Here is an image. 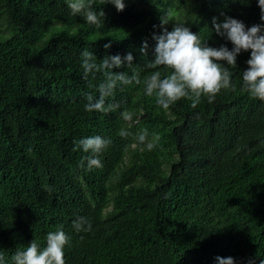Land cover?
I'll list each match as a JSON object with an SVG mask.
<instances>
[{
    "label": "trees",
    "instance_id": "16d2710c",
    "mask_svg": "<svg viewBox=\"0 0 264 264\" xmlns=\"http://www.w3.org/2000/svg\"><path fill=\"white\" fill-rule=\"evenodd\" d=\"M125 5L117 12L95 0L106 16L97 29L72 15L67 0H0V251L11 264L15 251L32 240L43 248L47 234L62 226L70 237L66 264H216L218 256L261 264L264 102L242 90L250 53L232 69L235 91L222 90L211 104L202 98L196 108L182 99L167 111L141 83L118 84L106 100L120 105L115 111L86 112V95L97 97L106 77L85 80L81 67L84 50L97 61L131 52L143 81L157 70L145 65L166 14L169 30L185 23L209 46L231 49L211 31L212 18L259 24L257 0ZM144 41L147 56L139 52ZM125 110L133 113L131 126L121 118ZM145 130L152 150L137 141ZM89 136L111 141L102 168L89 170L90 153L73 151L74 141ZM78 217L90 221L89 231L73 228Z\"/></svg>",
    "mask_w": 264,
    "mask_h": 264
},
{
    "label": "clouds",
    "instance_id": "9594fccd",
    "mask_svg": "<svg viewBox=\"0 0 264 264\" xmlns=\"http://www.w3.org/2000/svg\"><path fill=\"white\" fill-rule=\"evenodd\" d=\"M101 3L113 5L117 12L124 11L126 6L125 0H101ZM94 4L95 0H67L72 15L82 14L89 25L101 29L106 19L105 12L102 8L98 11ZM257 6L261 13V23L251 27H246L242 21L229 16H224L222 22H218L216 17L212 18L211 31L229 42L232 45L231 49L224 45L218 48L209 46L207 39L193 33L185 23H171L172 27L169 30V16L162 15L159 34L152 36L155 41L152 59L145 65L148 69L157 70L144 77L143 81L136 70L137 66L133 64L134 57L131 52L123 57L119 54L105 55L102 60L97 61L92 51H82L83 78L87 80L91 76L95 79L98 73H103L106 77L98 86L97 97L86 95L85 111L107 114L119 108L118 103L106 104L107 98L114 97L118 84L143 83L144 95L154 96L156 105L165 111L182 99L190 100L192 108H196L202 98L211 104L222 90H236L232 82V69L236 68L237 57L245 52L250 53V57L246 61V70L241 73L242 90L250 99L264 102V0H257ZM104 48L110 49L111 41L106 43ZM148 48L147 41H144L139 49L142 56H147ZM122 67L131 69V75L125 71H113ZM161 68L165 70L163 73L159 70ZM121 118L131 126L133 113L125 110L121 112ZM119 134L122 137L130 135L125 130H121ZM158 139L159 137H156V140ZM137 141L148 150L156 147L154 142H146V130L138 135ZM110 143V140L101 136H89L74 141L73 151L79 149L90 153L86 157L87 168L99 169L103 167L100 155ZM81 166H84V161L81 162ZM73 228L77 232L89 231L91 223L86 217H78L73 222ZM69 243L70 237L61 226L47 234L43 248L37 241L32 240L22 250L15 251L11 256V264H66L64 249ZM0 264H7L2 251ZM216 264H235V260L232 257L218 256ZM261 264H264V261H261Z\"/></svg>",
    "mask_w": 264,
    "mask_h": 264
},
{
    "label": "rangeland",
    "instance_id": "374dc122",
    "mask_svg": "<svg viewBox=\"0 0 264 264\" xmlns=\"http://www.w3.org/2000/svg\"><path fill=\"white\" fill-rule=\"evenodd\" d=\"M3 30H5V25H3ZM4 33L7 35L8 34V32H6V31H4ZM3 33V34H4ZM52 36V33L49 31V32H47L46 34H45V37H44V39H43V41L45 42V40H47L49 37H51Z\"/></svg>",
    "mask_w": 264,
    "mask_h": 264
}]
</instances>
